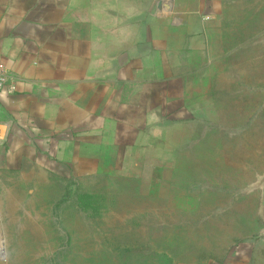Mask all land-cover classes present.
<instances>
[{"label": "rangeland", "instance_id": "obj_1", "mask_svg": "<svg viewBox=\"0 0 264 264\" xmlns=\"http://www.w3.org/2000/svg\"><path fill=\"white\" fill-rule=\"evenodd\" d=\"M250 7L225 3L209 28L196 128L170 131L154 162L28 185L0 208V264H264V33Z\"/></svg>", "mask_w": 264, "mask_h": 264}, {"label": "crops", "instance_id": "obj_2", "mask_svg": "<svg viewBox=\"0 0 264 264\" xmlns=\"http://www.w3.org/2000/svg\"><path fill=\"white\" fill-rule=\"evenodd\" d=\"M234 1L0 0V208L50 178L154 162L170 131L195 129L197 61ZM259 2L244 12L263 34Z\"/></svg>", "mask_w": 264, "mask_h": 264}, {"label": "built area", "instance_id": "obj_3", "mask_svg": "<svg viewBox=\"0 0 264 264\" xmlns=\"http://www.w3.org/2000/svg\"><path fill=\"white\" fill-rule=\"evenodd\" d=\"M7 82V76L5 74H0V93L2 88L5 86Z\"/></svg>", "mask_w": 264, "mask_h": 264}, {"label": "water", "instance_id": "obj_4", "mask_svg": "<svg viewBox=\"0 0 264 264\" xmlns=\"http://www.w3.org/2000/svg\"><path fill=\"white\" fill-rule=\"evenodd\" d=\"M161 5H162V3L159 4V6H161Z\"/></svg>", "mask_w": 264, "mask_h": 264}]
</instances>
